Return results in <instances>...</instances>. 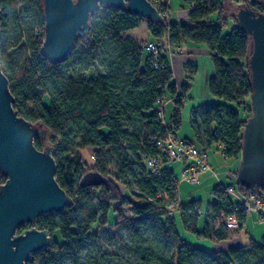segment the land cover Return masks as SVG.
Here are the masks:
<instances>
[{
  "label": "trees",
  "instance_id": "1",
  "mask_svg": "<svg viewBox=\"0 0 264 264\" xmlns=\"http://www.w3.org/2000/svg\"><path fill=\"white\" fill-rule=\"evenodd\" d=\"M148 1L155 4L159 0ZM162 1L167 9L169 0ZM224 1L183 0L190 9L189 16L176 22L164 18L161 23H153L122 10H106L101 18L92 16L88 36L76 43L66 62L53 65L41 53L45 38L42 0H0V59L6 63L3 72L14 96V110L47 131V138L35 139L34 144L39 150L51 146L57 165L56 180L74 202L61 213L42 215L33 226L29 224L48 231L51 245L33 254L27 264H57L61 257L79 264V251L97 236L93 227L106 225L111 211L116 214V228L148 222L175 252L172 260L166 261L152 248H140L138 264H193L195 255L212 264H264V237L260 242L251 240L247 245L212 253L182 238L176 214L169 213L167 207L178 203L176 212L184 230L197 239L223 241L229 230L223 225L217 227L215 220L229 212L231 202L216 196V202L210 205L211 224L207 216L200 230V202H179L174 166L156 144L170 133L178 137L186 94L184 89L177 94L163 41L174 47L191 42L211 52L214 74L208 91L214 102L193 111L190 127L194 140H185L206 151L220 145L228 159L241 157L244 125L252 113L250 40L234 17L232 27L227 29ZM247 3L264 13V1ZM142 19L147 22L151 39L160 46L157 59L126 34L137 29ZM101 47L109 52L98 63ZM75 60L97 62L98 73L91 72L86 77L67 75L63 68ZM168 95L175 97L169 125L165 123L164 108L163 116L158 114L160 101ZM85 148L94 150L92 167L84 165L79 156ZM107 156L116 163L114 172L105 169ZM150 158L161 160L157 174L150 173ZM91 171L101 173L104 183L81 187L82 177ZM120 180L128 190L133 186L139 190L132 194L136 198L132 220L122 211L127 197L118 184ZM5 182L0 173V184ZM234 187L243 196L253 191L239 182ZM259 191L264 196V189ZM246 216H239L241 225ZM23 229H18L20 234ZM134 235L139 238L138 231Z\"/></svg>",
  "mask_w": 264,
  "mask_h": 264
},
{
  "label": "water",
  "instance_id": "2",
  "mask_svg": "<svg viewBox=\"0 0 264 264\" xmlns=\"http://www.w3.org/2000/svg\"><path fill=\"white\" fill-rule=\"evenodd\" d=\"M245 0L236 14L238 26L249 37L248 69L251 80L252 115L244 125L241 160L237 169L240 185L264 189V13ZM45 38L42 55L53 65L63 64L79 40L85 39L94 13L122 10L153 23L162 15L148 0H42ZM14 96L0 64V264H27L32 255L51 245L48 231L32 227L20 234L18 229L34 225L45 214L61 213L73 199L56 180L57 165L51 146L36 148L35 139L45 140L47 131L34 125L14 110ZM105 181L99 172L86 173L80 186L99 187Z\"/></svg>",
  "mask_w": 264,
  "mask_h": 264
},
{
  "label": "rangeland",
  "instance_id": "3",
  "mask_svg": "<svg viewBox=\"0 0 264 264\" xmlns=\"http://www.w3.org/2000/svg\"><path fill=\"white\" fill-rule=\"evenodd\" d=\"M245 5L243 0H225V18L227 29H230L233 24V17L237 10ZM183 0H170V5L168 3L167 10L163 19L167 21H180V17L185 15L189 11ZM2 9L0 8V14ZM106 15V10L100 8L94 13V16L101 18ZM227 31V30H226ZM129 38L137 41L138 43L147 44L149 42L154 43L155 41L151 39L148 31L147 22L142 19L140 20L139 27L135 30L126 33ZM182 50V49H181ZM109 50L106 47H101L98 52V63L101 61ZM184 53V51L182 50ZM182 53V54H183ZM177 54L178 49H177ZM98 63L89 62L85 60H75L74 62L66 65L63 70L67 75H72L76 77H86L91 72L98 73ZM0 64L2 70H6V63L0 59ZM175 99V97H174ZM243 111V108H240ZM170 112H168L169 115ZM252 115V113H250ZM179 138H186L193 141V133L188 122L182 123L179 131L177 132ZM208 150V158L210 163L211 172H213L210 181H205L201 178V183L194 185L186 181H182L178 186V197L182 204H188L190 202L199 201L202 203L203 214L205 215L208 206L212 204L216 198L214 190L220 183L227 184L228 174L231 172L237 177V171H234L239 165L236 159H226L222 155V148L217 145L212 146ZM93 148H85L79 151V156L84 165L92 167L94 162L92 155L94 154ZM115 161L111 156H107V163L105 164V169L107 172L115 171ZM234 164L236 166H234ZM211 174V173H210ZM104 177V176H103ZM116 175L113 176L115 178ZM220 180V181H219ZM123 180L118 181V184L127 197L126 203L122 206V211L124 216L130 220L134 218L133 205L136 202V198L132 195L133 193H139L136 186L128 190L123 185ZM117 203H114V206ZM173 214L177 224L178 231L182 238L186 240L190 239L188 232L184 230L181 219H179V214L175 211ZM204 215L201 216V223ZM255 216V225L249 224L245 227L242 232L237 237L229 236L228 240L217 242L215 251H227L233 247L244 246L247 243L246 233H257L255 239L257 241L261 240V235L264 233V223L257 221V215ZM250 216V217H251ZM116 214L111 211L108 216V223L103 226H94L93 231L96 232V237H93L90 242L84 245L78 253L80 258L79 264H138L140 260V248H152L161 258L166 261H171L175 252L167 245L164 236L148 222H138L135 226L126 224L123 227L116 228ZM211 224V222H210ZM23 231L31 229L29 224L23 226ZM38 229V228H37ZM139 232V238H136L134 232ZM23 232V233H24ZM190 234V233H189ZM91 260V261H90ZM57 264H76L72 259L68 257H61L58 259ZM160 264V263H154ZM176 264V262L174 263ZM193 264H212L209 259L195 255Z\"/></svg>",
  "mask_w": 264,
  "mask_h": 264
},
{
  "label": "crops",
  "instance_id": "4",
  "mask_svg": "<svg viewBox=\"0 0 264 264\" xmlns=\"http://www.w3.org/2000/svg\"><path fill=\"white\" fill-rule=\"evenodd\" d=\"M169 5H170V0H169ZM189 12L186 13L185 15H182L179 19L180 20H186L189 16ZM163 45H165V57L166 61L168 62L169 66L171 67L172 73H173V82L176 86L177 89V94H181L182 90H185V99L183 100V107L181 109V120L182 123L188 122L190 124V121L192 119L193 111H197L201 107L213 103L214 100L210 96L209 91H208V83L210 78L214 74V69H213V64H212V57H211V52L210 50L202 45H196L191 42H185L180 45V47H174L170 46L168 42L163 41ZM180 48L184 51L183 54H177V49ZM163 106H164V111H165V123L167 125L171 124L172 122V116L175 112V99L172 96H166L163 100ZM168 112L169 115H168ZM178 136V135H177ZM179 137V136H178ZM194 138V137H193ZM186 139V138H184ZM194 140V139H193ZM220 148H222L220 145H217ZM207 155H208V150H207ZM223 155V154H222ZM224 156V155H223ZM228 159V158H226ZM209 160V158H208ZM238 160V165L240 163L241 157L237 158ZM234 166H236L234 164ZM238 167L233 170L237 171ZM211 173V174H210ZM213 172L208 171L204 173L202 177L205 179V181H210L212 177ZM215 176V175H214ZM201 178H200V183H201ZM220 181V180H219ZM228 185L231 180L228 179L226 180ZM221 182V181H220ZM199 183V184H200ZM222 183V182H221ZM215 193V190H214ZM215 198L217 200L216 194ZM179 199V197H178ZM216 200L214 202H216ZM179 202L181 203V200L179 199ZM213 202V203H214ZM212 203V204H213ZM201 204V216H203V210H202V203ZM210 204V205H212ZM210 205L208 206V209L204 215V218L202 219L203 223H201V217L199 220V225L198 228L200 230H203L204 228V222L206 221L207 216H210V222L212 220L211 214H210ZM253 214L247 215L240 226L239 229L235 231H229L228 237L226 240L229 239V236L231 237H237L240 232L244 230L245 227H248L249 224L255 225V216H251ZM256 215V214H254ZM251 216V217H250ZM258 217V216H257ZM180 219V218H179ZM259 221V217L257 219ZM190 239L188 240L192 245L201 248L202 250H205L207 252H218L215 251L216 249V244L217 242H222V241H208L204 239H197L194 235L187 233ZM255 233H246V239L247 243L246 245L251 241H256L260 242L262 238L264 237V233L261 235V240L257 241L255 239L256 236ZM225 241V240H223Z\"/></svg>",
  "mask_w": 264,
  "mask_h": 264
},
{
  "label": "built area",
  "instance_id": "5",
  "mask_svg": "<svg viewBox=\"0 0 264 264\" xmlns=\"http://www.w3.org/2000/svg\"><path fill=\"white\" fill-rule=\"evenodd\" d=\"M163 1L159 0L153 4L158 12L164 17L165 11ZM144 50L157 59L160 54V46L156 43L149 42L144 44ZM178 53L182 54V50L178 48ZM161 107L158 112L159 116H163V101H160ZM163 106V107H162ZM158 149L168 157V160L174 166V180L177 185L182 181L197 185L200 183L201 176L211 171L208 160L207 151L195 146L185 139L175 137L171 133L164 139L156 141ZM160 158H150L147 160V166L151 174H157L160 168ZM231 182L228 185L219 183L215 189L218 198L231 202L228 213H221L215 220V225L225 226L229 231H235L240 228V215L256 214L259 221L264 223V196L260 194L259 189H253L247 196L239 194L234 184L238 182L237 177L231 172L228 174ZM167 198L166 194H162ZM161 197V195H158ZM178 209V203L167 207L169 213H174Z\"/></svg>",
  "mask_w": 264,
  "mask_h": 264
}]
</instances>
